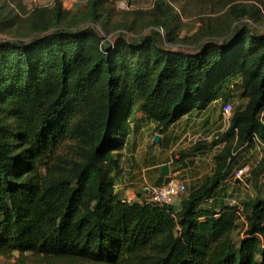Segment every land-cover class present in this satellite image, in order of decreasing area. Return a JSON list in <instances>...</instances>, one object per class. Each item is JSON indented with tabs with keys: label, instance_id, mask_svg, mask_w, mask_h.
<instances>
[{
	"label": "trees",
	"instance_id": "16d2710c",
	"mask_svg": "<svg viewBox=\"0 0 264 264\" xmlns=\"http://www.w3.org/2000/svg\"><path fill=\"white\" fill-rule=\"evenodd\" d=\"M107 1L88 0L90 22L99 21ZM210 1L224 9L230 35L194 52L166 49L157 34L105 41L91 25L60 24L71 13L58 0L45 36L0 40V256L65 264H264V198L218 212L201 206L229 174L235 151L263 137L264 0ZM154 9L157 16L166 12L159 0ZM33 12L50 29L44 9ZM17 21H6L2 31ZM175 39L167 28L165 41ZM234 97L245 103L233 108L226 144L179 208L129 204L114 193L137 113L162 133ZM185 158L181 153L180 162Z\"/></svg>",
	"mask_w": 264,
	"mask_h": 264
},
{
	"label": "crops",
	"instance_id": "0c3cea01",
	"mask_svg": "<svg viewBox=\"0 0 264 264\" xmlns=\"http://www.w3.org/2000/svg\"><path fill=\"white\" fill-rule=\"evenodd\" d=\"M87 1L64 0L62 4L72 8ZM55 2L56 0H21V4L27 9L48 7ZM217 103L218 101L213 102L207 109L183 117L162 133L154 132L151 147L148 145L149 134L151 129L152 131L155 130V124L147 120L143 112L137 113L135 121L129 125L128 134L124 141L120 169L113 176L114 193L118 194L122 200L127 198L130 204H143L151 188L163 185L171 177H178L186 183L188 189L196 188L205 176L211 174L214 167L213 156L223 148L227 141L224 134L213 139V135L217 132H226L230 121L223 114L224 118L221 119L222 107ZM232 103L234 107H237L243 106L245 101L240 100L239 103ZM258 118L262 125L263 137L254 135L249 142L235 151L229 174L220 183L214 196L207 199L204 205H201L202 207L218 212L220 206L232 205L231 202L240 206L243 202L264 198V108L259 113ZM201 122H203L202 125L206 124L205 129L208 128L211 131L207 132L205 136H202V132L199 131ZM213 128L216 131H213ZM156 137H158L157 140ZM186 137L188 140L193 139V143L202 140L206 145L194 152V162L186 157L183 164L179 166L180 168L171 166V161L161 164L156 162L158 157H163L162 153L165 150L168 149L171 154ZM203 155H209L207 159L209 171L207 172H204L200 167L205 161ZM165 165L168 166L167 174L161 171ZM243 166H249L251 173L244 182H239L234 179L233 174ZM179 203L180 201L174 202L171 206L179 208ZM240 221L243 224L244 219L241 218Z\"/></svg>",
	"mask_w": 264,
	"mask_h": 264
},
{
	"label": "rangeland",
	"instance_id": "374dc122",
	"mask_svg": "<svg viewBox=\"0 0 264 264\" xmlns=\"http://www.w3.org/2000/svg\"><path fill=\"white\" fill-rule=\"evenodd\" d=\"M60 2V1H59ZM88 2V1H87ZM87 2L80 4L77 7L68 8L63 6V10L70 11V15L63 18L60 24L71 25L73 27H87L93 26L99 33L100 37L105 41H114L118 37H123L129 42H137L144 37L152 34H157L159 43L166 49L182 52H194L203 42L214 40L221 42L228 38L230 32L228 30L229 21L225 17L224 9L220 7H213L215 1L210 0H159L163 5L164 15L157 16L155 14L154 6L157 0H109L104 7L99 11L100 19L96 23L90 22L89 13L87 10ZM54 4L48 7H40L44 9L42 16L47 18L48 30L41 27L39 20L33 12V9H27L22 4L19 6L16 1L0 0V40L11 42H28L34 37L45 36L52 29L53 20L51 13H54ZM41 16V15H40ZM222 18V19H221ZM11 19H17V23L13 26L6 27L2 31L3 24ZM168 23L167 26L162 23ZM37 23L36 26L34 24ZM2 25V27H1ZM51 25V26H50ZM251 26L252 23H250ZM210 30H208V28ZM167 28L175 31L176 39L172 42L165 41V33ZM261 31L264 32V24L260 25ZM206 31H209L207 33ZM232 102L239 103L240 100L234 97L232 101H228L231 105V114L234 108ZM222 101H218L217 105L222 107ZM221 119H223L221 109ZM205 115V114H204ZM203 115V116H204ZM201 117V119L203 118ZM199 125V131L202 136H205L210 130L204 128L206 124ZM213 131H216L213 128ZM154 132L149 134L148 145L152 146ZM211 132V131H210ZM225 131L217 132L213 135L221 136ZM151 136V137H150ZM191 138V136H190ZM193 139L188 137L184 138L174 151L170 152L165 150L162 154L163 157L157 158L158 164L171 161V166L179 167L183 163L181 160V153H185L186 157L194 162L195 154L193 147L201 144L202 148L204 141L198 140L193 143ZM215 141V140H214ZM207 142V141H205ZM207 153V152H206ZM205 156V155H203ZM209 155L204 157L203 165L200 167L204 172L209 171V163H207ZM180 168V167H179ZM185 183V182H184ZM186 185V183H185ZM188 187L186 185V195ZM177 199L175 202H178ZM242 222L239 221V230L241 229ZM0 264H65L63 260L53 259H40L27 255L19 259L15 253L11 256H0ZM73 264H86V263H73Z\"/></svg>",
	"mask_w": 264,
	"mask_h": 264
},
{
	"label": "built area",
	"instance_id": "2783aa9c",
	"mask_svg": "<svg viewBox=\"0 0 264 264\" xmlns=\"http://www.w3.org/2000/svg\"><path fill=\"white\" fill-rule=\"evenodd\" d=\"M58 1L63 2L64 0ZM222 114L227 120L231 118L230 103L223 104ZM250 173L251 169L249 166H243L234 172L233 177L239 182H244L250 176ZM185 192V183L178 177H171L163 185L151 188L147 199L144 202L149 204L171 206L177 199L181 201L183 196H185ZM123 201L130 204L127 198H125ZM231 204L232 206H237L235 202H231Z\"/></svg>",
	"mask_w": 264,
	"mask_h": 264
},
{
	"label": "water",
	"instance_id": "95a60500",
	"mask_svg": "<svg viewBox=\"0 0 264 264\" xmlns=\"http://www.w3.org/2000/svg\"><path fill=\"white\" fill-rule=\"evenodd\" d=\"M155 139L157 140L158 137H156ZM161 171H162V173L167 174L168 173V166L165 165L164 167H162Z\"/></svg>",
	"mask_w": 264,
	"mask_h": 264
}]
</instances>
